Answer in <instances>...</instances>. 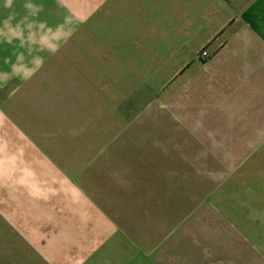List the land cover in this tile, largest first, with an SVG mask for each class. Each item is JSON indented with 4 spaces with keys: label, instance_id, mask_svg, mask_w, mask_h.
Masks as SVG:
<instances>
[{
    "label": "crops",
    "instance_id": "obj_1",
    "mask_svg": "<svg viewBox=\"0 0 264 264\" xmlns=\"http://www.w3.org/2000/svg\"><path fill=\"white\" fill-rule=\"evenodd\" d=\"M65 1L70 2L67 11ZM49 3L55 10L51 16ZM160 49L206 50L209 57L203 61L192 53L178 62L169 60L183 68L182 74L169 77V84L183 83L189 108L198 94L194 121L201 130L245 132L244 145L264 148V0H0V92L7 93L4 98L16 89L14 84L36 81L38 73L40 82H53L54 76H47L50 67L64 66L71 73L65 70L63 80L55 82L73 84L76 107L94 108L97 83L112 81V67L125 65L121 60L127 58L126 52ZM147 65L159 66L158 59ZM107 113L110 118L115 115L116 130L128 129L124 108L109 106ZM13 115V110L3 112L8 131L4 145L23 148L18 154L20 163L28 166L23 186L33 190L24 193L25 198L30 194L32 204L41 205L24 210L48 212L36 222L23 224L35 229L30 234L41 244L38 255L29 252L31 258L34 254L41 264H159L154 257V243L159 241L142 229L132 230L140 222V228L145 226L135 219L142 203L129 208L126 187L115 185L111 190L102 175L92 173L93 166H84L104 162L100 157L72 152L67 161L75 165L65 168L64 156L57 154L53 165L48 147H95V138L83 134L76 139L79 143L68 145L60 137L33 134L42 128L36 130L30 118L22 123ZM185 121L184 129L191 130V109ZM86 130L90 128L82 131ZM252 162L263 163L258 171L264 179V154L254 155ZM90 171L91 175H84ZM107 194L113 197L106 199Z\"/></svg>",
    "mask_w": 264,
    "mask_h": 264
},
{
    "label": "rangeland",
    "instance_id": "obj_2",
    "mask_svg": "<svg viewBox=\"0 0 264 264\" xmlns=\"http://www.w3.org/2000/svg\"><path fill=\"white\" fill-rule=\"evenodd\" d=\"M50 6L49 16L55 12ZM63 7L69 10L70 2L65 1ZM126 53L127 58L121 60L125 65L112 67V81L97 83L94 108L76 107L77 101L71 97L73 84L55 82L63 80L65 70L70 74V67H50L47 76L53 75V82H40L38 73L36 81L14 84L16 89L10 90L8 98H4V90L0 92V264H41L29 253L40 250V240L30 234L33 227L23 224L48 215L46 211L24 210L41 205L32 204L30 194L25 198L24 193L33 190L23 186L27 164L18 158L23 148L4 145L8 131L3 112L8 110L16 113L17 121L30 118L36 130L42 128L33 134L60 137L68 145L79 143L76 139L83 134L95 138V147H48L53 165L57 154L64 156V167L75 165L67 161L72 152L100 157L104 162L84 166H93L92 173L102 175L111 190L115 185L126 187L129 208L142 203L135 219L145 226L140 228L138 220L132 230L142 229L143 234L159 241L154 243L159 264H264V179L258 171L263 163L252 162L254 155L264 154V148L244 145L245 132L201 130L200 123L194 121L200 106L198 94L189 108L183 83L168 82L175 72L183 73L181 66H173L169 60L178 62L192 53L203 61L208 52L160 49ZM157 59L159 66L147 65ZM123 78L127 80L123 82ZM117 104L127 114L128 129L124 131L115 129L119 128L115 115L110 118L107 113V107ZM189 109L192 129L185 130ZM54 110L60 112L41 114ZM75 110L79 114L63 113ZM48 126L56 130H43ZM86 128L90 130L82 131Z\"/></svg>",
    "mask_w": 264,
    "mask_h": 264
},
{
    "label": "built area",
    "instance_id": "obj_3",
    "mask_svg": "<svg viewBox=\"0 0 264 264\" xmlns=\"http://www.w3.org/2000/svg\"><path fill=\"white\" fill-rule=\"evenodd\" d=\"M203 55H206V53H205V52H203Z\"/></svg>",
    "mask_w": 264,
    "mask_h": 264
}]
</instances>
